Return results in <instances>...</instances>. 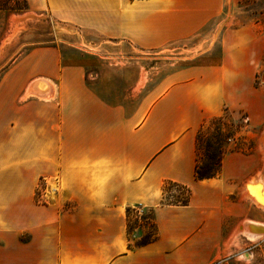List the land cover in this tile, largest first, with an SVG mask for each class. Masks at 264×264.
<instances>
[{
	"label": "crops",
	"instance_id": "obj_1",
	"mask_svg": "<svg viewBox=\"0 0 264 264\" xmlns=\"http://www.w3.org/2000/svg\"><path fill=\"white\" fill-rule=\"evenodd\" d=\"M23 1L27 13L0 10V26L47 11L81 32L155 50L212 22L218 29L230 0ZM217 39L216 58L169 75L131 114L105 103L87 85L88 67L57 48L11 58L0 76V264L238 261L242 231L264 233V208L246 193L264 189V34L246 26ZM208 42L200 60L213 54ZM223 115L245 122L230 142L251 149L228 150L216 177L196 181V136ZM40 179L47 186L36 200ZM169 183L188 190L186 205L166 203ZM132 208L151 213L150 241L130 239ZM262 236L245 264H264L254 253L264 252Z\"/></svg>",
	"mask_w": 264,
	"mask_h": 264
},
{
	"label": "rangeland",
	"instance_id": "obj_2",
	"mask_svg": "<svg viewBox=\"0 0 264 264\" xmlns=\"http://www.w3.org/2000/svg\"><path fill=\"white\" fill-rule=\"evenodd\" d=\"M0 10L5 18H8L9 14L27 13L23 0H0ZM218 21L222 22L220 27H218ZM215 24V22L208 24L195 36L186 40L155 50H142L119 41L104 40L93 32L73 29L55 19L47 11L31 13L25 21L16 25L0 26V39L6 36L9 41L6 45V52L1 53L0 76L11 58L17 59L36 48H57L62 52L66 61H77L88 67L87 85L105 103L113 106L121 105L126 109L127 114H131L140 101L146 100L169 75L203 62L207 58H216L215 54L219 50L217 37L221 30L247 26L257 34H264V0L227 1L222 15L217 19L218 29L215 28ZM214 30H217L216 34ZM208 41L214 43L213 54L200 60L198 56L210 44ZM79 50L88 54L81 53ZM222 118L221 124L209 122L202 130L203 135L211 140L212 135L216 134L217 127L231 133L235 124L227 115ZM244 124L243 121L241 125L244 126ZM230 140H226L229 146L223 143V148L243 152L251 149V145L247 143H233ZM200 147L202 160H204L205 143H202ZM39 182L36 200H39L47 186L44 183L47 182L45 179H40ZM48 182H54V180ZM50 187L53 188V185ZM185 196L186 193L180 192L176 187H171L164 199L167 203H173L181 201V198ZM128 232L134 243L149 241L155 234L151 213L147 209L132 208L128 218ZM240 239L236 242L232 254L238 261H231L232 264H245L249 260L247 255L252 253V250L250 251L252 245L257 243L256 240L242 237ZM254 253L255 259L264 257L262 251L255 250Z\"/></svg>",
	"mask_w": 264,
	"mask_h": 264
},
{
	"label": "trees",
	"instance_id": "obj_3",
	"mask_svg": "<svg viewBox=\"0 0 264 264\" xmlns=\"http://www.w3.org/2000/svg\"><path fill=\"white\" fill-rule=\"evenodd\" d=\"M210 122L221 124L223 122V118L222 116L218 118H214L210 120ZM205 127L206 126L200 129L195 139L196 165L194 169V177L196 181L211 179V178L216 177L219 174L222 158L228 152V150L226 148H223L222 145L224 143L227 146L226 140L229 141L230 138L234 139L236 134L240 132L243 125H241L240 123H238L237 125L235 124V126L232 127L231 133H227L221 130V128L217 127V131L215 134L216 136L212 135L211 140L208 139V137L203 135L204 133L202 130L205 129ZM202 143H205L206 145L205 151L203 154L204 160H202V152H201V147H200ZM171 187H176L180 192L182 191L183 193H186V196L181 198V201L173 202V204L186 205L188 202V190L179 185L170 184V183L165 184L164 189H163L164 198L166 194L168 193L169 188ZM129 213H130V210L127 211L128 218H129ZM154 237H155V234L151 239H153Z\"/></svg>",
	"mask_w": 264,
	"mask_h": 264
},
{
	"label": "bare ground",
	"instance_id": "obj_4",
	"mask_svg": "<svg viewBox=\"0 0 264 264\" xmlns=\"http://www.w3.org/2000/svg\"><path fill=\"white\" fill-rule=\"evenodd\" d=\"M260 140V144L264 149V142L262 139ZM246 193H248L249 197H251V199L257 206L264 208V189L262 185H257L255 188H248L246 189ZM242 233L250 240L254 239L255 237L262 236L264 234H260V232L256 231H242Z\"/></svg>",
	"mask_w": 264,
	"mask_h": 264
},
{
	"label": "built area",
	"instance_id": "obj_5",
	"mask_svg": "<svg viewBox=\"0 0 264 264\" xmlns=\"http://www.w3.org/2000/svg\"><path fill=\"white\" fill-rule=\"evenodd\" d=\"M263 76H264V72H263Z\"/></svg>",
	"mask_w": 264,
	"mask_h": 264
}]
</instances>
